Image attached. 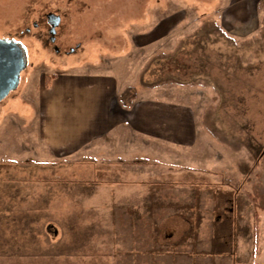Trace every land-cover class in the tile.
Segmentation results:
<instances>
[{
  "label": "rangeland",
  "instance_id": "1",
  "mask_svg": "<svg viewBox=\"0 0 264 264\" xmlns=\"http://www.w3.org/2000/svg\"><path fill=\"white\" fill-rule=\"evenodd\" d=\"M50 13L61 18L55 42ZM0 37L21 42L29 64L0 103V264H126L115 209L140 215L153 188L160 201L149 208L171 207L174 217L156 226L160 255L170 257L161 262L231 264L226 253L232 264H264V211L256 218L247 196L264 195V0H0ZM181 52L192 76L147 87L161 80L163 55ZM64 73L116 74L128 96L188 106L195 144L163 146L176 157L151 144L139 166L122 164L113 140L54 156L39 141L37 104L45 77ZM207 195L201 212L184 206ZM223 215L232 217L231 247L220 252ZM211 231L212 250L196 256Z\"/></svg>",
  "mask_w": 264,
  "mask_h": 264
},
{
  "label": "crops",
  "instance_id": "2",
  "mask_svg": "<svg viewBox=\"0 0 264 264\" xmlns=\"http://www.w3.org/2000/svg\"><path fill=\"white\" fill-rule=\"evenodd\" d=\"M128 89L129 86L125 87L120 77L112 73H64L58 75L52 80L50 87L41 91L38 97L40 143L54 156L65 158L86 149L103 148L107 142L113 140V146L118 153L116 156L122 164H127V166L131 164L139 166L144 162L143 159L147 158V154H145L148 150L147 146H151V144H154V148L159 150L160 157L167 156L166 152H171L169 157H176L172 152L177 153V151L166 150L163 146L174 149L179 146L192 149L197 140V125L192 109L172 101L136 98L134 94L126 97ZM128 136H131L130 139ZM191 190L194 191V189ZM253 191L255 189L247 191V193ZM157 192L158 189L153 188V195H155L153 201L148 200V203L143 206L155 205L154 201L156 203L159 200L156 197ZM207 197L208 195L200 202L192 199V204H190L191 200H186L184 206H192V209L195 207L199 209L201 206L203 209L209 205L206 203ZM231 200L233 199L231 198L230 202ZM174 201L176 208L180 207V200L177 197ZM252 207L254 214L253 203ZM180 213L175 210L174 215ZM223 216L221 222L219 221L221 224L218 225L222 233H216V236H219L216 240H220V238L222 240V242L216 243L220 252H225L228 247L229 249L231 247L232 217ZM188 217L184 220L186 221ZM167 218L174 217L168 216L165 219ZM253 218L255 217L253 216ZM197 221L199 222V219ZM255 222L256 219L253 221V232L249 237L250 241L252 240L253 257L258 258L260 254L258 251L256 252L258 248L254 243ZM213 229L214 226L212 231ZM155 230H158L156 226ZM212 231L209 233L211 242L203 245L204 240L201 238L203 247L196 246V256L203 257L204 252H209L210 248L212 250L214 246L212 243L215 240V234ZM159 248L161 247L155 239L153 251L148 257L149 263L167 264L161 262V258L170 257L168 254L160 255ZM183 255L189 254L181 253L176 257ZM225 256L229 257L233 263L230 255L225 253ZM176 264H186V262ZM198 264L201 263L198 262Z\"/></svg>",
  "mask_w": 264,
  "mask_h": 264
},
{
  "label": "trees",
  "instance_id": "3",
  "mask_svg": "<svg viewBox=\"0 0 264 264\" xmlns=\"http://www.w3.org/2000/svg\"><path fill=\"white\" fill-rule=\"evenodd\" d=\"M223 36L230 38L226 33L218 29ZM232 39V38H230ZM185 53L180 54H168L163 55L166 57L165 67L163 74L161 75V80L155 84L146 85L149 88H155L158 86H164L168 84L181 85V80L192 76L191 67L188 57ZM56 76H46L45 77V87L49 88L53 79ZM128 93V92H127ZM127 97L128 95L125 94ZM85 189V188H84ZM90 190L88 188L85 189ZM249 200L252 201L254 205V215L257 218V213L259 211H264V195L259 193L257 190L247 193ZM78 201V200H77ZM148 205V204H147ZM125 204L122 206L117 204L115 209V221L118 224V233L122 242L126 245L127 249L124 255V261L126 264H151L149 263L148 257L152 253V247L156 239L155 226L160 224L161 220L168 217L171 213V207L162 208H149L143 211L140 215L134 212L131 216L129 213L125 214ZM149 209V210H148ZM113 220V221H114ZM32 221H27L24 228L28 231H33ZM129 241V244H128ZM255 246L258 248V228H255ZM258 250H256L257 252ZM123 258V257H122Z\"/></svg>",
  "mask_w": 264,
  "mask_h": 264
},
{
  "label": "water",
  "instance_id": "4",
  "mask_svg": "<svg viewBox=\"0 0 264 264\" xmlns=\"http://www.w3.org/2000/svg\"><path fill=\"white\" fill-rule=\"evenodd\" d=\"M47 17L51 26V41L55 42L56 29L61 23V18L54 13L48 14ZM56 50L59 51L58 48ZM28 65L25 46L15 39L0 37V103L19 87L21 74Z\"/></svg>",
  "mask_w": 264,
  "mask_h": 264
},
{
  "label": "flooded vegetation",
  "instance_id": "5",
  "mask_svg": "<svg viewBox=\"0 0 264 264\" xmlns=\"http://www.w3.org/2000/svg\"><path fill=\"white\" fill-rule=\"evenodd\" d=\"M51 29V28H50ZM55 49H57V47H55ZM59 50V49H58ZM57 51V50H56ZM57 52H59V51H57Z\"/></svg>",
  "mask_w": 264,
  "mask_h": 264
}]
</instances>
